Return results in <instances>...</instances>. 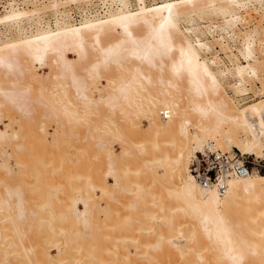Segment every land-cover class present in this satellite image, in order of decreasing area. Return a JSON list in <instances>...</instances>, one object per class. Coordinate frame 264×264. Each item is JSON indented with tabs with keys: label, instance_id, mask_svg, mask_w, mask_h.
Masks as SVG:
<instances>
[{
	"label": "bare ground",
	"instance_id": "6f19581e",
	"mask_svg": "<svg viewBox=\"0 0 264 264\" xmlns=\"http://www.w3.org/2000/svg\"><path fill=\"white\" fill-rule=\"evenodd\" d=\"M97 1L9 0L2 5L0 104L9 103L10 110L0 127V142L17 134L11 126L14 111L26 116L37 111L44 117L38 122L43 131L46 120L74 116L69 103L82 104L86 111L99 103L108 110L134 105V111L122 110L128 124L112 121L100 127L97 143L107 158L106 180L114 176L115 165L108 134L128 135V147L120 151L136 156L139 163L128 160L125 172L142 173L154 162L162 167L165 163L170 169L165 191L182 201L176 209L187 216L177 218L164 201L170 196L154 190L159 174L153 170L134 197L125 181H119L115 206L99 198L94 202L97 212L85 200L80 215L71 204L60 203V223L44 222L48 217L25 207L24 196L12 189L11 197H0V264H264V172L231 175L220 192L200 183L189 169L195 151L210 140L221 151L237 148L264 155V90L259 87L254 91L260 97L242 102L255 89L244 84L259 79L264 70V50L257 46L263 41L264 0ZM95 2L110 5L99 14L91 10ZM72 4L89 13L74 21L68 8ZM252 11L261 17L253 27L247 22ZM218 17L223 26L215 25ZM236 36L241 38L238 53L231 44ZM43 65L49 70L41 73L37 67ZM114 69L121 73L106 74ZM229 77L238 79L225 84ZM228 86L235 95L228 93ZM138 113L148 125L131 117ZM79 118L90 120L88 113H79ZM13 144L0 152L4 176L22 161L20 145ZM96 187L92 184L89 192ZM100 188L101 194L112 190ZM139 203L144 204L141 209ZM155 204L162 213L154 210ZM53 208L46 207L50 215ZM38 218L45 219L46 231L35 228ZM101 225L106 227L103 232Z\"/></svg>",
	"mask_w": 264,
	"mask_h": 264
},
{
	"label": "rangeland",
	"instance_id": "374dc122",
	"mask_svg": "<svg viewBox=\"0 0 264 264\" xmlns=\"http://www.w3.org/2000/svg\"><path fill=\"white\" fill-rule=\"evenodd\" d=\"M150 1L152 0H147V2H150ZM72 5L75 7L76 4L75 5L72 4ZM72 5L69 6L68 8L71 9L73 7ZM109 5L110 4H108V2L99 3L97 7L100 8V7L106 6L107 8H109L108 7ZM91 10L98 11L97 9H92V8ZM83 11L84 12L82 14V17L86 15V13H89L88 11H86V13H85V10ZM82 17L80 19H82ZM47 18L48 19L50 18L52 19V20L49 19L50 21L55 22L54 18L50 16ZM214 19L215 20L213 21L216 22L215 25L220 26L221 24V26H223V21L221 17L214 18ZM248 21H249L248 26L253 27L252 25L261 23L260 22L261 17L257 12L252 11L251 16L249 15L248 17L247 22ZM54 22L52 23L54 24ZM262 33H261L262 35L260 36V39L263 41L257 45L259 46L258 48L260 49L262 48L261 51L264 50V32ZM240 40L241 38L236 36L235 42L234 40H232L233 43L231 42V44L233 45L236 44L233 48L234 52L236 53H238V51L235 48H237V46H240ZM216 49L219 50L220 47L216 46ZM218 52H219L218 54L222 57L223 61L226 62V64L227 63L229 64V57L227 56V54L222 50H219ZM261 54L260 56H262L264 59V51L261 52ZM68 55L70 57H74L73 53L71 52H69ZM37 68L38 70H40L41 73L44 72L43 70H46V71L49 70V67L47 65L45 66L43 65L42 68L38 66ZM232 71L235 73V70H232ZM261 71H262V74L259 79H252L250 81L251 83L247 82L244 84V86H249L250 88L252 89L255 88V89L251 90V92H249L248 95L244 96L247 98L244 99L242 102L250 101L252 99H257L258 97H260L259 96L261 95L260 91L259 93H257V91H254V90L258 89L259 87H260V90L262 91L264 90L262 89L264 87V85L262 87V82L264 81V70H261ZM120 73L121 72L119 70H115V69L113 71L106 72L108 76L115 75V74L119 75ZM227 76H231V75L228 74ZM232 78L234 80L229 77V80H228L229 82H225V84L227 83V84L233 85L234 81L236 82V80L238 79L234 77ZM103 83L106 84V80H103ZM251 84H252V87H251ZM68 91H71V90H68ZM227 91L229 94H232V95L236 94L232 86L231 87L228 86ZM183 94L184 93H181V97H184ZM39 107L40 106H37V108ZM67 107L75 111L74 116L73 115L63 116L59 121L57 119H51V121L46 120V122L48 123L47 124L48 127L47 125L46 126L44 125V127L46 128H44L45 130L43 131H42L43 125L41 126L42 122L39 120L41 119L42 121H44L43 120L44 117H42L40 114H36L35 112L37 111H34L30 115H27V116L17 111L15 113L14 111V116L12 117L13 122L11 120V126H12V129H15L17 131V134L15 136H12L13 140L12 139L3 140L2 142H0V152L2 151L6 152L10 150V148L12 147L11 144L13 143H14L13 145L16 144V146L20 145L19 147L20 150H18L17 153L22 158V161L20 162L19 166H15L12 161V164L14 165L13 166L14 169H13V172L8 176H4L0 168V189L3 191L0 197L2 199L11 197L12 189H15L18 192H20L25 198V203H26L25 207L28 204V206H32V208L37 213H40V217L42 218L48 217L46 218V220L42 218L40 219L38 218L37 222L38 221H39L38 223L42 222V224L40 223L41 226H39L38 223H36V227H35L37 230H41V228H43V230L46 231V227L48 226V224L57 223L55 222V220L59 221L58 213L62 207L60 203L61 204L62 203L71 204L72 207L75 209V211L80 215H83L82 205L85 200L91 205V208L97 212L99 211V209L94 204V202L97 201L99 198L109 199L111 201L110 207L115 206L116 200L114 199L119 198L118 186H117L119 181H125L126 185H128L129 187V188L127 187L125 188L126 191L129 193V196L134 197L138 193L139 195L141 194L142 192L141 186L143 185V183L146 184V182L149 181L148 175L150 173V170L151 172L153 170L159 174L157 179L153 183V186H157V187H154L155 188L154 190L156 192L160 191L163 197L165 195L170 196L169 198L168 197L164 198L165 203L166 202L170 203V206L171 207L173 206L171 209L177 215L179 214L177 218L179 216H182V218H186L185 216H187V214L183 216L184 214L181 211L179 212L180 209H178V211L176 209L177 206H180L177 203L178 202L181 203L182 201L181 200L179 201V199L174 197L173 195H172L173 197H171V195L167 194L165 191L166 190L165 186L167 187V184L169 183L168 182L169 172L167 171H170V169L166 166L165 163L162 167V164L158 162H154L148 168L141 171L142 173L140 172L137 173L138 176L137 174H133V173L128 174L127 172H125V168L129 164L128 160H132V162L135 161L134 164H138L139 162L135 159L136 156H133V155L131 156V154L127 152L122 154V152L126 150V148L128 147L126 145L127 144L126 140L127 139L129 141L131 140L129 138H126L128 135H125L124 133L122 134L125 135L123 136L125 138H121V136L117 137V135H113V134H108V138L106 139L108 143L110 142L113 144L112 151L114 154L113 159L115 160L114 171L112 173L114 176L109 178V180H106V175L104 174L108 166L107 158L105 155H103V150L101 146L98 145L97 143L101 139L100 127L104 126L106 123L112 124V121L113 122L115 121L116 123L121 122V124L124 123L123 126L128 124L129 122L127 123L124 120V111L122 110L123 108L127 107L129 111L130 110L134 111L135 109L134 105L124 107L123 104H119L114 110H108L107 107L103 103H99L97 106H95L94 108L88 111H86V108L82 104L71 105L69 103ZM9 108H10L9 103L0 104V113H1L0 127L2 129L4 128V123L9 119L8 118V110H10ZM79 113H82V114L88 113V117L92 121L88 120V118L87 119L79 118ZM93 113H100V114L103 113V114L100 115L101 117L100 119L99 116L95 114L93 115ZM138 115L139 116H134V114L133 115L131 114V117L137 120H140L142 124L144 125L149 124L148 119L145 118L143 113H138ZM93 117L94 119L98 121L93 120ZM160 117L163 118L161 114H160ZM38 122H40L41 124ZM33 125L35 127H33ZM38 125H40L39 126V128H41L40 130L39 128L38 130H36ZM118 127H121V126H118ZM123 128L124 127H122L121 129L123 130ZM124 131L126 133V129H124L123 132ZM11 141H13V143ZM125 145L127 146L126 148L123 147ZM14 149H16V147ZM120 150H123V151H120ZM136 154L134 153V155ZM5 156H4L5 160L8 161L9 160L7 159L8 155L6 157ZM138 157H142V156L139 155ZM156 166L157 167L160 166L161 168L160 167L157 168ZM140 176H143V178ZM131 178L133 180L134 178H136L137 183L136 181L131 180ZM140 178L142 179L140 180ZM106 181H109V185L105 183ZM92 184H95L97 186L96 187L97 191L94 193L89 192ZM101 185H106L107 188H112L111 192L110 193L103 192L101 194V188H100ZM7 187L9 188L10 193H8L9 191H6L5 188ZM143 205L144 204H140V203L138 204L140 209L143 207ZM38 206L40 207V209ZM48 206L52 208L53 206H55V208L52 209L53 210L52 215L49 214L50 210H47L49 208L46 209V207ZM153 206L155 208L154 210L157 213L159 212L162 213V208L160 206L158 207L156 204ZM43 215L45 216L43 217ZM53 215H55V217H53ZM159 217L161 218L162 216H159ZM179 219L181 221L183 220L180 217ZM43 221L48 223L47 226H46V223H44ZM37 225L39 226V228H37ZM101 226H100V231L103 232L106 227L104 225H101ZM100 243L101 244L103 243L102 237H101ZM54 251H55L54 249H51V252H54ZM150 264L152 263L150 262Z\"/></svg>",
	"mask_w": 264,
	"mask_h": 264
},
{
	"label": "built area",
	"instance_id": "2783aa9c",
	"mask_svg": "<svg viewBox=\"0 0 264 264\" xmlns=\"http://www.w3.org/2000/svg\"><path fill=\"white\" fill-rule=\"evenodd\" d=\"M9 0H0V8ZM98 3H92V9H97L99 14H104L108 9L106 6L97 7ZM71 18L78 21L83 14L81 7H73L69 9ZM166 116L165 112L162 113ZM210 140L205 144L203 150L195 151L192 156L189 169L196 179L205 186L214 185L220 192L227 187V179L231 175H243L255 171L264 172V155L256 156L251 153L243 152L237 148L231 151H221L213 146Z\"/></svg>",
	"mask_w": 264,
	"mask_h": 264
}]
</instances>
